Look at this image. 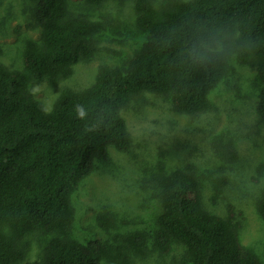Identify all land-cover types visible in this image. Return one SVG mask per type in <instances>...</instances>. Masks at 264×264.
Returning <instances> with one entry per match:
<instances>
[{
	"label": "trees",
	"instance_id": "1",
	"mask_svg": "<svg viewBox=\"0 0 264 264\" xmlns=\"http://www.w3.org/2000/svg\"><path fill=\"white\" fill-rule=\"evenodd\" d=\"M29 30L23 68L0 62V264H132L151 250L159 255L174 243L184 252L173 264H261L241 243L240 223L206 209L193 165L156 179L161 213L153 232L135 231L111 241L83 244L71 238L76 221L72 197L114 147L129 153L132 138L122 112L143 93L170 96L176 112L196 116L228 72L222 46L234 41L240 63L255 68L263 88L257 114L264 126V0H134L136 27L146 41L126 67L101 64L94 82L64 88L51 111L31 93L47 80L55 87L79 64L109 52L96 42L105 24L73 16L71 0H29ZM93 9L107 0H83ZM82 105L81 118L76 106ZM264 219V195L257 203ZM111 215L97 216L111 227ZM47 242L35 260L30 238ZM163 264V263H157Z\"/></svg>",
	"mask_w": 264,
	"mask_h": 264
},
{
	"label": "rangeland",
	"instance_id": "2",
	"mask_svg": "<svg viewBox=\"0 0 264 264\" xmlns=\"http://www.w3.org/2000/svg\"><path fill=\"white\" fill-rule=\"evenodd\" d=\"M134 4V0H107L93 9L83 0H71L73 16L104 22L96 42L110 51L77 65L74 75L55 87L47 80L33 83L31 93L47 112L64 88L90 86L101 64L127 66L146 41V34L135 24ZM32 7L29 0H0V62L10 70L23 68L26 41L41 38V31L26 27ZM222 49L228 54V72L203 113L179 114L170 96L150 93L136 96L122 112L132 147L129 153L110 147L107 159L97 161L79 185L72 197L76 212L72 239L87 244L135 231L153 232L161 213L156 179L193 165L202 182L206 209L221 217L234 216L240 223L241 243L264 264V219L257 210L264 195V126L257 114L263 86L255 68L239 62L234 41ZM101 212L112 216L108 230L97 221ZM46 242L45 237L30 238L26 260L38 258ZM183 252L178 243L162 256L149 246L146 256L133 257L132 264H173Z\"/></svg>",
	"mask_w": 264,
	"mask_h": 264
},
{
	"label": "clouds",
	"instance_id": "3",
	"mask_svg": "<svg viewBox=\"0 0 264 264\" xmlns=\"http://www.w3.org/2000/svg\"><path fill=\"white\" fill-rule=\"evenodd\" d=\"M76 111L81 118L85 115V111L82 105H77Z\"/></svg>",
	"mask_w": 264,
	"mask_h": 264
}]
</instances>
